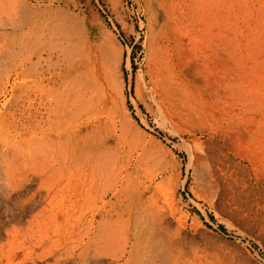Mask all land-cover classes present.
<instances>
[{"label":"bare ground","instance_id":"obj_1","mask_svg":"<svg viewBox=\"0 0 264 264\" xmlns=\"http://www.w3.org/2000/svg\"><path fill=\"white\" fill-rule=\"evenodd\" d=\"M143 2L156 18L167 10ZM88 13L81 0H0V264H257L239 243L240 172L213 164L196 185L191 163L183 176L174 159L138 152L147 137ZM158 54L150 100L189 124V90Z\"/></svg>","mask_w":264,"mask_h":264},{"label":"rangeland","instance_id":"obj_2","mask_svg":"<svg viewBox=\"0 0 264 264\" xmlns=\"http://www.w3.org/2000/svg\"><path fill=\"white\" fill-rule=\"evenodd\" d=\"M163 1L167 10L159 18L143 0H81V5L97 17L115 52L124 107L147 137L138 152L174 159L183 176L191 163L197 179L190 175V181L196 185L206 184L213 164L240 172L249 219L245 237L231 239L264 264V0ZM156 52L189 90V124L170 122L166 110L159 112L150 100L148 71Z\"/></svg>","mask_w":264,"mask_h":264}]
</instances>
